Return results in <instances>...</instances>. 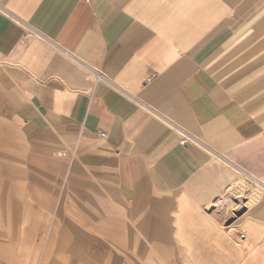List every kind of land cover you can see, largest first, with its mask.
Listing matches in <instances>:
<instances>
[{
    "label": "crops",
    "instance_id": "1",
    "mask_svg": "<svg viewBox=\"0 0 264 264\" xmlns=\"http://www.w3.org/2000/svg\"><path fill=\"white\" fill-rule=\"evenodd\" d=\"M234 2L0 0L4 117L26 138L64 142L66 182L101 204L78 213L104 229L112 194L144 230L171 232L159 245L179 242L190 264H264V109L235 98L243 78L218 77L226 91L205 72L232 37ZM238 170L263 188L231 197L239 214L223 232L212 208ZM140 261L113 250L104 264Z\"/></svg>",
    "mask_w": 264,
    "mask_h": 264
},
{
    "label": "rangeland",
    "instance_id": "2",
    "mask_svg": "<svg viewBox=\"0 0 264 264\" xmlns=\"http://www.w3.org/2000/svg\"><path fill=\"white\" fill-rule=\"evenodd\" d=\"M224 26L232 37L219 49L223 54L216 73L211 74L213 67L206 66L205 72L221 87L220 82L216 83L220 76L243 78L245 87L234 94L235 98L251 113L264 109V0H235L232 18ZM3 100L0 93V242L4 248L1 263L104 264L116 250L131 260L138 257L140 264H147V254H152L153 264H190V259L179 257V242L159 245L158 242L172 237L171 232L144 230L145 216L130 214V204L112 194H107L105 202L104 229L103 224L98 228L91 219L96 216L78 213L82 207L97 210L101 204L97 198H83L66 182L65 157L60 153L66 145L50 136L24 137L4 117L7 103ZM219 168L223 173L226 165L219 163ZM32 180L39 188L37 193L29 188ZM225 190V200L220 198L222 195L216 200L224 202L223 210L212 208V213L218 211L220 215L213 216L221 231L228 232L239 214L231 197L252 189L237 179ZM61 237L65 246L59 244ZM72 242L76 254L65 248ZM134 242L139 243L137 250L133 248ZM97 248L102 255L95 256L99 261L93 262L89 257L93 251L97 255Z\"/></svg>",
    "mask_w": 264,
    "mask_h": 264
},
{
    "label": "bare ground",
    "instance_id": "3",
    "mask_svg": "<svg viewBox=\"0 0 264 264\" xmlns=\"http://www.w3.org/2000/svg\"><path fill=\"white\" fill-rule=\"evenodd\" d=\"M237 179L239 180V181H241L242 183H245L247 186H249V187H251V186H255V187H262L263 188V186H262V183L259 181V180H257L256 178H254V177H252V176H250L249 174H247L245 171H243V170H238V176H237ZM225 197L226 196H224V195H222L220 198L221 199H223V200H225ZM224 204V202H221V201H216L215 203H214V208H216L217 210L219 209H222L221 208V206H224L223 205ZM223 210V209H222ZM222 213V212H221ZM224 214V213H223ZM222 214V215H223Z\"/></svg>",
    "mask_w": 264,
    "mask_h": 264
},
{
    "label": "built area",
    "instance_id": "4",
    "mask_svg": "<svg viewBox=\"0 0 264 264\" xmlns=\"http://www.w3.org/2000/svg\"><path fill=\"white\" fill-rule=\"evenodd\" d=\"M83 1L88 2V0H83ZM104 136H105V135L102 133V134H101V137H104ZM185 142H186V141L183 140L181 143L184 144Z\"/></svg>",
    "mask_w": 264,
    "mask_h": 264
}]
</instances>
